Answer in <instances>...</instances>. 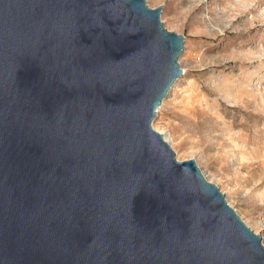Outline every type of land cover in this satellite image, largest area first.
Instances as JSON below:
<instances>
[{"label":"water","instance_id":"95a60500","mask_svg":"<svg viewBox=\"0 0 264 264\" xmlns=\"http://www.w3.org/2000/svg\"><path fill=\"white\" fill-rule=\"evenodd\" d=\"M146 0H0V264H264L153 128L185 38Z\"/></svg>","mask_w":264,"mask_h":264},{"label":"rangeland","instance_id":"374dc122","mask_svg":"<svg viewBox=\"0 0 264 264\" xmlns=\"http://www.w3.org/2000/svg\"><path fill=\"white\" fill-rule=\"evenodd\" d=\"M146 2L185 38L183 75L153 128L172 136L179 161L195 160L264 245V0Z\"/></svg>","mask_w":264,"mask_h":264},{"label":"bare ground","instance_id":"6f19581e","mask_svg":"<svg viewBox=\"0 0 264 264\" xmlns=\"http://www.w3.org/2000/svg\"><path fill=\"white\" fill-rule=\"evenodd\" d=\"M158 131V130H157ZM159 132H161V131H159ZM162 134H163V132H161ZM164 138H165V140L166 141H168L169 142V144L172 146V148H173V138H172V136L171 135H164ZM210 182V181H209Z\"/></svg>","mask_w":264,"mask_h":264}]
</instances>
